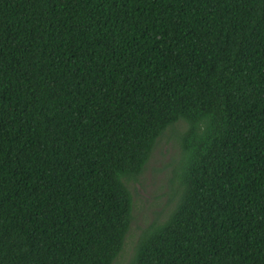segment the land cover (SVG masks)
Returning <instances> with one entry per match:
<instances>
[{
  "label": "trees",
  "instance_id": "trees-1",
  "mask_svg": "<svg viewBox=\"0 0 264 264\" xmlns=\"http://www.w3.org/2000/svg\"><path fill=\"white\" fill-rule=\"evenodd\" d=\"M167 130L128 264H264V0H0V264H113Z\"/></svg>",
  "mask_w": 264,
  "mask_h": 264
},
{
  "label": "rangeland",
  "instance_id": "rangeland-1",
  "mask_svg": "<svg viewBox=\"0 0 264 264\" xmlns=\"http://www.w3.org/2000/svg\"><path fill=\"white\" fill-rule=\"evenodd\" d=\"M181 156L178 137L167 130L159 138L140 182H131L133 220L124 249L113 264H128L141 233L157 219H165L175 206L177 197L172 196V189L178 187L175 169Z\"/></svg>",
  "mask_w": 264,
  "mask_h": 264
}]
</instances>
